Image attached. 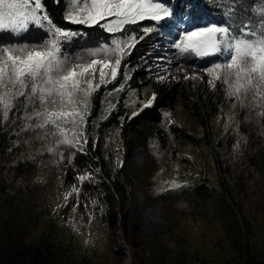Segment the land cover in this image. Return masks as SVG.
I'll return each mask as SVG.
<instances>
[{
    "label": "rangeland",
    "instance_id": "obj_1",
    "mask_svg": "<svg viewBox=\"0 0 264 264\" xmlns=\"http://www.w3.org/2000/svg\"><path fill=\"white\" fill-rule=\"evenodd\" d=\"M196 1L198 0H192L187 7L171 6L175 13V20L169 21L155 33V38L145 55L147 63L143 62L148 75L154 82H158L153 78L155 60L161 56V53L162 57H173L174 50L170 48V45L177 37L179 30L184 27L219 24L216 19L207 14L201 18H195L190 4ZM200 59L203 65L181 62L185 64L190 74L194 69L198 75H204L201 69L210 66L217 57ZM149 66L152 67L153 72L148 71ZM175 66L174 63L172 68L174 69ZM197 80L207 90H213L207 84L206 76L204 80ZM170 82L178 81L169 76L164 84ZM217 89L222 94L223 104L213 118L212 136L209 139L206 138L205 127L190 114L183 103H179L172 110L163 112V116L165 113H170L169 119L172 121L168 123L164 116L162 122L164 128L168 129L172 123H175L184 133L176 139L174 146L169 143L166 149L161 148V143L156 136L150 135L149 145L152 157L148 159L152 161L146 162H155L150 164L153 168L149 178L150 188L152 193L175 194L183 193L201 183H208L214 190L223 191L221 173L215 156V152H218L223 160V174L227 187L232 189L235 200L242 205L247 218L246 221L244 218V223L249 224L251 228V243L259 251L264 246V162L261 159L252 162V158L258 154L259 150L264 149V118H260L259 123L254 116L245 119V112L240 105L233 107L232 101L225 99L223 88L217 85ZM108 92L103 97L102 108L94 121L96 125L102 117L109 114L105 111L109 100L112 104L117 103L121 94L119 92L109 97ZM152 94L148 87L143 88L142 91L130 90L126 99L127 114L131 117L132 112L139 110L141 103L146 102ZM22 113L21 98V102H17L13 112L10 113L8 121L0 124L8 140L6 145L8 147L4 148L5 155L0 151V162L5 165L3 179L6 183L4 190L0 191L2 204L0 207V251L5 252L11 236L13 240L19 242L26 235V240L30 243L38 242L44 236L58 246L67 247L75 256L77 264L82 261L91 264H141L145 255L143 258L141 250L137 248L135 252L134 248L139 244L147 245L151 242L149 230L141 232L142 224L148 228H151V224L141 219V222L134 227L135 236L129 235L127 228H131L128 207L120 203L114 205L109 203L110 207L106 212L108 199L105 200L102 188L104 185L101 181L99 158L94 159L97 163L95 165L88 156L77 152L73 162L67 163L74 173V178L67 180V173L61 170L65 166L60 161L59 155L47 153L44 150V142L37 139L36 132L21 131ZM241 113L242 116H240ZM229 115L234 117V121L226 129L225 124ZM253 133L255 136L251 138ZM107 134H110V137H106L101 150L111 171L116 172L121 167L118 162L124 160V139L119 128L112 129ZM172 138L171 135L169 139ZM94 139L98 138L94 137ZM220 141L224 143L220 145ZM237 141H239V147L234 150ZM255 141L256 143H253ZM97 169L99 171H96ZM85 170L91 171L94 179L82 185L79 196L80 206L73 211L77 197L73 195L65 202L63 194L71 190V186L77 183V174ZM174 183L182 187L175 188ZM89 198L96 199L98 203L93 207L85 208L84 203ZM214 203L221 204L215 199L210 203V208L205 209L204 206H193V202H189L184 197L177 198L173 213L168 211L165 217L155 218L156 221L159 220L160 223L174 228V234H164L162 241L175 252L179 246H182L189 251L197 264H249L248 257L243 254L246 237L238 231L244 227V224L241 222L239 227L228 210L224 211L223 216L219 211L214 212L216 210ZM239 204L236 203L238 208H240ZM58 205L62 206L58 207ZM89 215L92 216L91 222H89ZM73 224L78 230H74ZM149 257L150 264L161 263L160 258H153L151 252Z\"/></svg>",
    "mask_w": 264,
    "mask_h": 264
},
{
    "label": "snow or ice",
    "instance_id": "obj_2",
    "mask_svg": "<svg viewBox=\"0 0 264 264\" xmlns=\"http://www.w3.org/2000/svg\"><path fill=\"white\" fill-rule=\"evenodd\" d=\"M65 3L66 22L99 26L108 34V40L74 53L67 52L64 46L84 33L57 26L44 0H0V32L23 34L34 26L47 33L39 43L0 45V124L8 121L22 98L21 131L36 132L47 153L59 155L61 161L67 159L71 164L77 152L87 154V125L93 94L121 75L125 83L107 95L111 97L124 91L135 66L124 64L126 70L122 73V63L149 34L174 21L175 13L164 0H65ZM250 9L248 19L236 22V0H231L224 10L226 19L222 23L179 30L170 45L173 57H158L163 63L157 62L154 72L149 66L148 71L153 72V78L159 83L167 82L169 76L177 81L204 80L206 76L213 90L220 85L225 99L231 100L233 107L240 105L245 119L254 116L259 123L264 118V0H257ZM143 21L152 24L140 28L139 32L128 27ZM190 57H217V60L201 69L204 75H198L194 69L190 74L181 62ZM141 59L147 63L145 58ZM155 100L153 93L129 119L151 107ZM114 108L109 100L105 111L110 113ZM164 116L168 123L172 122L170 113ZM233 121L234 117L229 115L225 128ZM238 147L239 141L234 150ZM64 150H68L67 156ZM118 163L123 166L122 161ZM93 179L91 171L78 173L77 183L63 194L65 202L73 195L77 197L73 211L80 206L82 185ZM173 187L182 185L174 183ZM97 203L96 199L89 198L84 207ZM91 219L89 215V222ZM73 227L78 230L75 224Z\"/></svg>",
    "mask_w": 264,
    "mask_h": 264
},
{
    "label": "trees",
    "instance_id": "obj_3",
    "mask_svg": "<svg viewBox=\"0 0 264 264\" xmlns=\"http://www.w3.org/2000/svg\"><path fill=\"white\" fill-rule=\"evenodd\" d=\"M191 1L164 0V2L174 8L181 7L182 5L187 7ZM256 2L257 0H236L237 10L234 17L236 22L248 19V13L251 10L250 6L254 7ZM44 3L50 18L57 26L84 33L83 36L64 46L67 52L74 53L80 49L97 46L108 40V34L99 26L88 27L86 25H75L66 22L64 20L65 0H59V3L56 0H44ZM230 3L231 0H198L190 5L192 6V13L195 18H201L207 14L219 23H222L226 19L224 10L229 7ZM151 24V21H143L137 25H130L128 27L131 31L139 32L140 28L150 26ZM155 33L149 34L145 40L137 44L132 54L122 63V73L126 70L124 69V64H128L130 67L135 66L131 73V79L126 82L125 90L121 92L118 102H114L115 108L105 119L99 121L97 125L94 121L99 116L105 93L116 88L119 84L125 83L123 76H119L116 81L109 83L107 86H102L92 97L87 125L88 144L86 146V156L95 165L97 163L94 159L99 158L101 181L104 185L102 188L105 200L108 199L106 212L109 210V203L110 205L120 203L122 206H127L129 209L128 220L131 228H127L129 235L133 234L135 236L136 231L134 227L141 222V219L151 224V228L144 227V224L141 227V232L149 230L151 242H148L147 245L139 244L134 248L135 252L138 249L141 250L143 258L145 255L146 260L143 259L141 264H150L148 262L150 260L149 252L152 253L153 258H160V264H197L196 260L190 256L189 251H186L182 246H179V249L175 252L167 243L162 241L164 234H174V228L173 226L160 223L159 220L156 221L155 218L165 217L168 211H172L173 213L174 203L179 197H184L189 202H193V206L195 207L204 206L205 209L210 208V203L216 199L221 204L214 203L218 207H215L216 210L214 212L219 211L223 216L225 214L224 211L228 210L234 216L239 227L241 222L244 224V227L238 231H241L246 237L243 254L248 257L249 264H264V246L257 251L255 245L251 243L250 225L244 223V218L245 221L247 218L245 217L242 205L235 200L232 189L227 187L223 174V160L218 152H215V156L218 162V169L221 173L224 192L214 190L208 183H201L183 193H152L151 191L149 178L153 168H151L150 164H155V162H146L150 160L148 158L152 157L149 145V141L151 140L150 135L156 136L161 143V148L166 149L169 143H172L174 146L176 139L184 133L182 132V128L175 123H172L171 127L168 129L166 127L165 129L162 125L164 119L163 112L165 110H172L179 103H183L190 114L195 116L200 124L205 127L206 138L209 139L212 136L213 118L223 104L222 94L219 92V89L207 90L198 80H184L162 84L154 82L149 78L141 58L148 51L149 45L155 38ZM46 36L47 33L45 31L34 26L30 27L23 34L14 35L5 31L0 32V45L16 43L34 44L43 41ZM186 62L203 63H200V58L192 57L186 60ZM146 87L156 94L154 104L149 108H145L137 116L129 119L130 116L127 114L126 103L129 91L133 89L142 91ZM240 116H242V113ZM115 128L120 129V133L124 139V160L123 166L116 172H112L101 149L102 143L106 141V137H110V134L108 135L107 133ZM171 135L173 138L169 139ZM254 136L255 134L253 133L251 138ZM94 137L98 139L95 140L96 138L94 139ZM6 138V134L0 128V151L4 155L6 153V149L4 150V148L8 147L6 146L8 144ZM223 143L220 141L219 144L222 145ZM253 143H256V141ZM174 151H176L175 147ZM64 154L67 156L68 150H64ZM259 159L264 162V149L259 150L258 154L253 156L252 162H257ZM61 162L62 164L64 163L63 166L65 167L61 170L67 173V180L69 178L73 179L74 173L69 169L67 159ZM84 164L89 165L90 163ZM4 168L5 165L0 162V191H3L6 186L3 179L5 177ZM236 203L240 205V208L236 206ZM1 205L0 203V207ZM152 229L153 231L151 232ZM26 239L27 237L24 235L21 241L18 242L13 240L11 236L9 238L10 242L6 245L5 252L0 251V264H77L75 256L65 246H58L55 242L44 236L38 242L33 243L28 242ZM78 264L91 263L82 261Z\"/></svg>",
    "mask_w": 264,
    "mask_h": 264
},
{
    "label": "built area",
    "instance_id": "obj_4",
    "mask_svg": "<svg viewBox=\"0 0 264 264\" xmlns=\"http://www.w3.org/2000/svg\"><path fill=\"white\" fill-rule=\"evenodd\" d=\"M202 17H203V16H202ZM204 20H205V19H204ZM204 22H205V21H204ZM158 39H159V38H157V40H158ZM160 50H162V49H160ZM145 55H146V53L144 54V58H145ZM160 55H161V56H159V57H162V56H163L162 53H161ZM155 61H156V63H157V62H159V63H163V61H158V59H156ZM143 62H144V60H143ZM144 64H145V63H144ZM148 76H149V78H151L150 75H148ZM162 84H164V83H162Z\"/></svg>",
    "mask_w": 264,
    "mask_h": 264
}]
</instances>
